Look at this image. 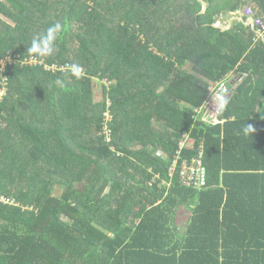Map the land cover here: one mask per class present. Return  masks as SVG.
<instances>
[{"label":"trees","instance_id":"trees-1","mask_svg":"<svg viewBox=\"0 0 264 264\" xmlns=\"http://www.w3.org/2000/svg\"><path fill=\"white\" fill-rule=\"evenodd\" d=\"M204 1L0 0V68L15 60L0 73V197L14 200L0 202V264H264V38L213 25L248 4L264 23V0ZM56 22L55 53L31 64L26 48ZM221 80L225 122L195 118ZM184 133L180 159L203 149L200 190L167 175ZM130 160L161 173L145 172L148 196L117 177ZM168 200L191 206L187 225Z\"/></svg>","mask_w":264,"mask_h":264},{"label":"built area","instance_id":"built-area-1","mask_svg":"<svg viewBox=\"0 0 264 264\" xmlns=\"http://www.w3.org/2000/svg\"><path fill=\"white\" fill-rule=\"evenodd\" d=\"M248 12L252 13L251 9H248ZM257 23L262 24V27L264 29V23L258 19L256 20ZM15 59L17 57H14ZM20 60V58H17ZM30 63L32 64L31 59ZM15 60H9L5 61L3 65L0 68V71L3 72L4 67L12 63ZM48 70L49 68L46 67ZM55 69V68H52ZM5 81H2L1 83V89H0V101L5 96ZM211 95L210 97L205 101V103L199 107L194 108L195 118H200L205 122L211 123V124H222L225 120L221 118L222 109L224 107V104L228 98V95L230 93L229 86L226 81L221 80L217 81L215 84H213L211 87ZM223 104V107L221 106ZM110 105L109 103L107 104ZM112 117L109 113H105L103 115V129L102 133L105 136V141L108 143L110 142V136H109V123L111 122ZM190 142L189 134L184 133L181 137V139L178 142V148L176 150L175 155L173 156L170 164V170L171 172H177L178 173V179L181 185L190 187L193 189H201L204 188L207 184V176H206V168L203 164L202 160V153L203 149L200 148L198 150V153L194 156H191L190 158H182L180 159V152L181 150L186 147ZM201 146V145H200ZM0 202L2 204H12L13 201L4 197L0 198Z\"/></svg>","mask_w":264,"mask_h":264},{"label":"crops","instance_id":"crops-1","mask_svg":"<svg viewBox=\"0 0 264 264\" xmlns=\"http://www.w3.org/2000/svg\"><path fill=\"white\" fill-rule=\"evenodd\" d=\"M248 6V5H247ZM244 8H246V5L243 6ZM252 7V6H250ZM241 11V14H245V10ZM237 11V10H236ZM132 144H135V145H139L138 143L136 142H132ZM132 146V145H131ZM134 146H132L133 148ZM102 162H99L100 164V168H102ZM104 164V163H103ZM153 165H154V160L152 161H149V160H146V164L140 162L139 160H130V161H127V163L123 164L122 165V170L120 171L119 170V167H117V177H121L123 176V178L126 180V184L129 185V187H131V189L136 193H138V195H143L145 194V196H148L146 193H144V189L142 185H139L140 182H142L144 180V174L146 171H153ZM174 172H171L170 170V166L168 167V170H167V175L169 177V179L173 176ZM160 175L161 173L159 171H153L152 173V176L154 177L153 179H158L160 178ZM152 179V180H153ZM145 185H149L148 187L150 188H147L148 190H151L152 191V185H151V182H148L145 181ZM170 180H164L162 179L161 180V183L159 184V186H161V188L165 191V194L163 196H166V195H171V194H168L170 191H171V186H170ZM109 186H107L105 188V191L104 193H107L109 191ZM126 189V187H125ZM118 196V195H117ZM174 196H177L176 194H174ZM171 200H168L167 202H169ZM160 200H157L156 201V204L159 203ZM173 205H170L171 209L173 210L172 213H173V222H175V224H177L180 228L184 227L185 225H187L188 223V219H189V216L191 214V210H190V205L185 202V203H176L175 201H171ZM182 217L184 218L183 220V223L182 224ZM178 220H181V222L179 223Z\"/></svg>","mask_w":264,"mask_h":264},{"label":"clouds","instance_id":"clouds-1","mask_svg":"<svg viewBox=\"0 0 264 264\" xmlns=\"http://www.w3.org/2000/svg\"><path fill=\"white\" fill-rule=\"evenodd\" d=\"M249 9H251V8H249ZM254 13H255L254 10H252V13L246 11V14L248 16H252L253 18H254V16H253ZM254 22H255V26H256L255 19H254ZM258 30L262 31L264 33L263 30H260V29H258ZM62 31H63L62 24L60 22H56V23L52 24L51 26L47 27V29L43 33L37 34L36 36H34L32 38V40H31V42H30V45L26 48V53L28 54L29 58L31 60H40L42 58H47V57L52 56L55 53V51H56L57 39H58V36L62 33ZM65 68L67 69V72L70 74V76L74 77L76 79H80L86 73L85 70L83 69V67L81 65H79L78 63H72V64H69V65H65ZM1 83H0V89H1ZM55 83H56V85H58L60 87L64 86V80H62L60 78H57ZM5 95H6V91H5ZM108 103L109 102L107 100L106 101V105ZM221 106L223 107V104ZM105 113H109V112L106 110L104 112V114ZM110 116H111V114H110ZM221 118L226 120L223 117H221ZM213 125H217V124H213ZM254 131H255V129L251 125H248V124L243 129V132H244L245 135L253 134ZM189 139H190V137H189ZM191 144H192V142H191V139H190V142H189V144L187 146H191ZM170 164H171V162H170ZM170 164H169V166H170ZM206 186H207V184H206ZM201 189H203V188H201ZM197 190H200V189H197ZM1 197H4V196H1ZM4 198H7V197H4ZM7 199L12 200L13 201L12 204H14V200L13 199H11V198H7ZM12 204H8V205H12Z\"/></svg>","mask_w":264,"mask_h":264},{"label":"water","instance_id":"water-1","mask_svg":"<svg viewBox=\"0 0 264 264\" xmlns=\"http://www.w3.org/2000/svg\"><path fill=\"white\" fill-rule=\"evenodd\" d=\"M200 2L202 3V12L204 13L207 9L208 4L204 0H200ZM223 16L224 19L221 20ZM237 23H243L246 27L251 26L252 29H255L256 32L264 38V33L256 29L254 18L252 16H248L247 19H245L244 16H242L240 10L236 12H227L226 14H221L217 22H215L213 25L225 31L236 26Z\"/></svg>","mask_w":264,"mask_h":264},{"label":"rangeland","instance_id":"rangeland-1","mask_svg":"<svg viewBox=\"0 0 264 264\" xmlns=\"http://www.w3.org/2000/svg\"><path fill=\"white\" fill-rule=\"evenodd\" d=\"M250 6H251L250 4H248V6L246 5V8H244V10L248 11L249 8H251L252 10H254V8L253 7H250ZM219 13H221V12H219ZM223 19H224V16H223V18L221 20H223ZM0 73H2V72L0 71ZM3 80H5V77H3ZM102 82L103 83H106V87L110 86V83L109 82H106V81H102ZM94 92H95V99H99V98L102 97L101 94L98 93V91L95 90ZM132 146H134L136 148H140V145L132 144ZM183 220H184V218L182 217V222H181V220H178V222L179 223L181 222L182 224H184L183 223Z\"/></svg>","mask_w":264,"mask_h":264}]
</instances>
